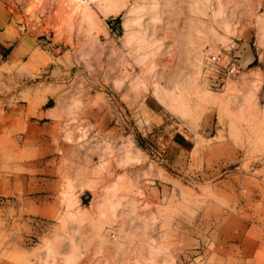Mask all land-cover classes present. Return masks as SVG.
<instances>
[{
  "label": "rangeland",
  "instance_id": "374dc122",
  "mask_svg": "<svg viewBox=\"0 0 264 264\" xmlns=\"http://www.w3.org/2000/svg\"><path fill=\"white\" fill-rule=\"evenodd\" d=\"M5 30L0 264H264V0H0Z\"/></svg>",
  "mask_w": 264,
  "mask_h": 264
},
{
  "label": "built area",
  "instance_id": "2783aa9c",
  "mask_svg": "<svg viewBox=\"0 0 264 264\" xmlns=\"http://www.w3.org/2000/svg\"><path fill=\"white\" fill-rule=\"evenodd\" d=\"M242 73V66L236 56L211 54L203 61L202 77L206 84L215 89L224 88Z\"/></svg>",
  "mask_w": 264,
  "mask_h": 264
},
{
  "label": "crops",
  "instance_id": "0c3cea01",
  "mask_svg": "<svg viewBox=\"0 0 264 264\" xmlns=\"http://www.w3.org/2000/svg\"><path fill=\"white\" fill-rule=\"evenodd\" d=\"M0 33L3 35V36L0 37V51H3V49L10 44V41L12 40L11 39L12 37L11 36H8V35H5L6 34V30L4 32H0ZM17 51H18V49H17ZM17 51L16 50H13L8 55V57H10V56L13 55V57L16 58V57L19 56L20 53H23L24 49L21 50L20 53H17ZM6 52H4V54H6ZM49 101H50V99H48V97H47L46 101L43 103L44 104V108L41 109V111H40L41 114L43 115V117L46 118V119H49L51 117V115L56 114L54 106L53 107H47V104H48Z\"/></svg>",
  "mask_w": 264,
  "mask_h": 264
},
{
  "label": "trees",
  "instance_id": "16d2710c",
  "mask_svg": "<svg viewBox=\"0 0 264 264\" xmlns=\"http://www.w3.org/2000/svg\"><path fill=\"white\" fill-rule=\"evenodd\" d=\"M47 107H48V105H47ZM50 107V106H49Z\"/></svg>",
  "mask_w": 264,
  "mask_h": 264
}]
</instances>
